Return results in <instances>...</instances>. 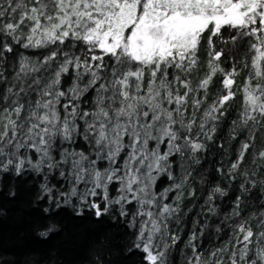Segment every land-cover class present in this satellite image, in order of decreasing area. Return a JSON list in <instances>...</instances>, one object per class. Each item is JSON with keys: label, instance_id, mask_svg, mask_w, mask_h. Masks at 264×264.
<instances>
[{"label": "snow or ice", "instance_id": "obj_1", "mask_svg": "<svg viewBox=\"0 0 264 264\" xmlns=\"http://www.w3.org/2000/svg\"><path fill=\"white\" fill-rule=\"evenodd\" d=\"M21 8L19 21L0 28L12 38L11 44H0V63L7 59L5 53L14 52L12 44L50 51L42 60L21 54L13 83L0 97V172L14 169L20 175L26 165L37 174L45 168L49 173L58 169L70 184L63 193L66 203L75 196L87 203V197L102 194L103 210L99 203L90 205L97 217L112 204L127 216L126 205L134 204L130 226L139 224L134 247L144 254L145 264H169V250L179 241L177 234H170L169 221L179 220V203L191 175L185 171L175 182L169 157L201 151L205 145L191 138L194 127L196 137L211 140L215 122L236 96L232 89L239 72L234 66L231 71L220 66L225 49H217V42L235 44L249 37L254 41L250 42L251 70L240 89L242 110L238 121H233L251 135L230 172L245 159L256 127H264V0H17L15 4L9 0L7 8L0 5V17ZM21 25L28 28L23 37L17 34ZM222 29L232 32L229 40ZM205 38L207 71L193 86L191 77L199 70L198 53ZM78 43L83 55L68 51ZM218 73L224 77L225 91L204 108L197 124L196 112ZM69 74L72 82L64 89L63 78ZM84 104L90 106L83 108ZM189 104L193 114L186 120ZM78 139L89 145L87 153L71 147ZM256 159L264 161V149L253 163ZM104 161L107 166L101 168ZM161 174L173 183L157 193L154 188ZM249 183L256 186L255 180ZM112 184L118 185L115 198H109ZM42 187L50 191L46 184ZM241 190L251 191L244 185ZM169 192H176L174 201L164 203ZM216 194L226 193L216 187L209 194L206 203L212 214ZM241 203L237 196L227 218L236 222L229 224L232 231L220 246L203 249L196 243L198 234L192 232L186 245L192 253L187 264H264V210L242 218Z\"/></svg>", "mask_w": 264, "mask_h": 264}, {"label": "trees", "instance_id": "obj_2", "mask_svg": "<svg viewBox=\"0 0 264 264\" xmlns=\"http://www.w3.org/2000/svg\"><path fill=\"white\" fill-rule=\"evenodd\" d=\"M8 2L9 0H0V5L7 8ZM11 2L15 4L17 0ZM29 2L30 0H25V3ZM23 10L21 8L15 13L9 10L4 17H0V28L7 22L19 21L20 12ZM27 24L28 22L25 21V25ZM25 25H21V30L17 33L22 37L28 33ZM222 32L224 39L229 40L232 32L228 29H222ZM3 42L11 44L12 38L0 33V44ZM250 42H254L251 37L238 39L235 44L230 41L227 44L217 42V49H225L220 66L227 71H231L234 66L239 72L232 89L236 96L225 105L227 110L215 122L216 131L212 134L211 140L203 135L196 137L195 132L198 129L194 127L191 138L205 145L201 151L195 156L186 152L184 156L174 154L169 157L170 171L175 177V182H180L185 171L191 173L188 182L184 185V196L179 203V220L173 217L169 221L170 234L175 233L179 236L175 247L169 250V264H187V257L192 253L191 248L186 245L193 231L198 234L196 243L203 249L211 250L227 240L232 231L229 224L236 222L227 218L235 207L237 196L242 197V218H247L253 213L258 215L264 210V185L261 183L264 181V169L260 168L264 161L256 159V163H253L259 151L264 149V127H256L255 139L251 141L252 146L245 154V159L235 172H230L232 163L240 153L241 145L247 142L251 135L249 129L239 123L235 126L233 124V121H238V114L242 110L240 89L251 70L254 53L250 50ZM12 46L14 52L5 53L7 59L0 63V70L3 71V77L0 79L5 80L0 83V97L4 95L6 87L13 83L16 70L14 65L18 67L21 54L33 60H42L50 51V49H24L19 44ZM82 49L83 45L78 43L75 49L68 51L83 55ZM198 55L200 67L191 77L193 86L207 71L209 57L206 38L202 41ZM245 64L248 67H245ZM223 79V75L219 73L213 78L209 86V95L201 109L196 112L197 124L203 116L204 108L225 91ZM63 81V88L67 89L72 82L71 74L65 76ZM91 97L92 93H89L86 99L90 101ZM198 98L202 97L198 95ZM2 103L3 101L0 100V104ZM89 106L90 104L82 105L83 108ZM192 114L193 109L189 104L185 111L186 120L191 118ZM207 127H211V122ZM71 147L86 153L89 150V145L83 139H78ZM165 148V145H161L162 150ZM54 155L58 158V152ZM99 166L106 167L107 162H100ZM251 180L256 181L254 188L249 183ZM172 183L173 181L169 180L166 174H161L156 181L154 191L163 192ZM45 184L50 191L45 192L42 187ZM241 185L251 191L242 192ZM84 187L85 185L81 184L78 190L82 192ZM117 187V184L110 185L109 198L118 195ZM216 187L226 194L214 195L212 207L215 209V214H212L208 210L209 205L206 201ZM69 189L68 180L60 177L58 169L49 173L45 168L37 174L28 170L26 165L20 175H17L14 169L0 172V264H145L144 254L134 247L139 224L136 228L130 226L135 212L134 204L126 205L127 216L121 215L119 205L112 204L106 213L97 217L90 205L92 202L99 203L103 210L105 201L102 199V194L87 197V203H81L79 196L71 197L66 203L63 193H67ZM175 196L176 192H169V199L164 203H173ZM217 228L223 231L218 233ZM201 231H203L202 236L199 235Z\"/></svg>", "mask_w": 264, "mask_h": 264}]
</instances>
